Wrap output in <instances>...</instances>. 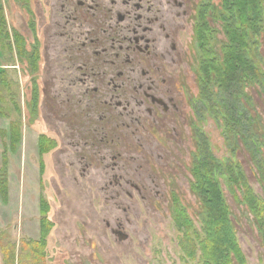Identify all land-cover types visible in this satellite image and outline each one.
Masks as SVG:
<instances>
[{"label": "flooded vegetation", "instance_id": "1", "mask_svg": "<svg viewBox=\"0 0 264 264\" xmlns=\"http://www.w3.org/2000/svg\"><path fill=\"white\" fill-rule=\"evenodd\" d=\"M13 2L10 34L19 75L23 65L31 75V120L42 105L39 171L52 154L54 167L67 169L63 180L86 182L93 198L115 205L164 199L162 173L179 150L198 83L188 57L194 50L203 56L199 39L211 37L212 0ZM112 225L105 222L117 240L126 234L121 221Z\"/></svg>", "mask_w": 264, "mask_h": 264}, {"label": "rangeland", "instance_id": "2", "mask_svg": "<svg viewBox=\"0 0 264 264\" xmlns=\"http://www.w3.org/2000/svg\"><path fill=\"white\" fill-rule=\"evenodd\" d=\"M260 2L264 10V0ZM13 4V0H0V8L5 6L7 12L6 30L0 31V170L4 168L7 179V193L0 194V264L5 254H14L15 264H201L199 252L193 261L184 257L176 217L184 212L192 231L203 239L205 212L192 190L191 176L192 166L202 156L214 159L212 174L227 204L246 264H264V244L255 223L242 204L241 193L228 187L226 176L228 165L239 168L248 187L264 201L258 168V161L264 162V12L263 29L248 33L244 52L255 75L263 76L262 81L250 72L247 81L225 90H219L212 79L203 86L202 56L194 50L188 63L198 83L192 85L184 109L187 126L181 130V145L171 153L162 173L164 199L121 200L115 205L111 200L91 197L86 182H65L62 172L67 169L55 168L52 154L44 157L40 173L36 142L38 135L45 133L42 105L39 115L31 120L27 103L31 75L24 65L19 75L16 40L10 34L15 25ZM229 18L223 0H212L208 48L220 63ZM27 56L26 52L25 59ZM18 111L21 142L13 145ZM229 112L234 117L230 134L225 121ZM119 202L131 210L124 213L116 207ZM116 220L125 226V241L119 242L105 226L106 221L113 226ZM41 225L47 230L42 248L33 245L41 241Z\"/></svg>", "mask_w": 264, "mask_h": 264}, {"label": "trees", "instance_id": "3", "mask_svg": "<svg viewBox=\"0 0 264 264\" xmlns=\"http://www.w3.org/2000/svg\"><path fill=\"white\" fill-rule=\"evenodd\" d=\"M261 0H223V6L228 12L229 22L224 26V35L227 38V45L223 49V60L217 62L209 48L206 51L204 48L208 39L200 38L199 42L202 44V59H201V80L203 86L208 80L218 86L219 90H225L231 84H238L239 82L247 81L250 72L257 81H262V77L255 75V69L252 67L244 55L247 50L246 42L248 40V33L259 32L262 28L263 12L261 8ZM3 26V19L0 8V31ZM251 32V33H252ZM6 35V39L8 38ZM220 63V64H219ZM257 72V71H256ZM214 77V81H213ZM233 114L230 112L225 117L226 126L229 134L232 132L231 122L234 120ZM13 145L19 144L20 134L18 131V123L12 130ZM40 153L44 150L40 148ZM195 162V158H194ZM40 164V173L43 167ZM258 168H260V184L264 188V162L258 161ZM216 165L211 156L200 157L198 161L192 166L194 183L192 190L202 202L205 220L203 222V239L200 241L198 235L192 231V223L186 214L183 212L176 217V227L182 234L179 242L180 249L184 257L193 261L196 253H200L201 264H246L244 255L236 241L232 224L229 219V211L227 204L219 190V186L213 177L212 171ZM4 168L0 170V194L7 190V179L3 172ZM227 185L230 189H236L242 195V204L246 207L248 213L251 215L256 229L264 244V201L259 199L253 191L248 187L244 178L241 177L240 169H235L232 165L227 166ZM7 193V191H6ZM6 200V196H5ZM41 223L48 225L44 220ZM48 228V226H47ZM41 241L35 242L33 245L43 247V238L47 230L41 225ZM11 249L4 250L6 253L12 251ZM3 264H15L14 254L4 255Z\"/></svg>", "mask_w": 264, "mask_h": 264}, {"label": "water", "instance_id": "4", "mask_svg": "<svg viewBox=\"0 0 264 264\" xmlns=\"http://www.w3.org/2000/svg\"><path fill=\"white\" fill-rule=\"evenodd\" d=\"M127 238H128V236H126V234L125 235H121V236L118 235V241L119 242L120 241H125V240H127Z\"/></svg>", "mask_w": 264, "mask_h": 264}]
</instances>
